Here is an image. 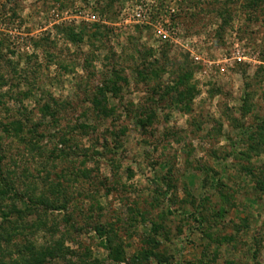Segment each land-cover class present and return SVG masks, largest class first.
<instances>
[{
  "label": "rangeland",
  "instance_id": "374dc122",
  "mask_svg": "<svg viewBox=\"0 0 264 264\" xmlns=\"http://www.w3.org/2000/svg\"><path fill=\"white\" fill-rule=\"evenodd\" d=\"M0 264H264V0H0Z\"/></svg>",
  "mask_w": 264,
  "mask_h": 264
},
{
  "label": "trees",
  "instance_id": "16d2710c",
  "mask_svg": "<svg viewBox=\"0 0 264 264\" xmlns=\"http://www.w3.org/2000/svg\"><path fill=\"white\" fill-rule=\"evenodd\" d=\"M97 232L100 234V236H102L103 233L106 234V236H110V234L108 233V231H105V232H104L103 230H99V229H98ZM108 245H109V244H108ZM109 246H110V245H109ZM107 248H108V246H107ZM109 249H111V248L109 247ZM117 249L119 250V248L116 247V250H117ZM119 252H120V251H119ZM46 255H48V256L50 257V254H44V253H43L40 259L43 260L44 257H46ZM145 257H147V255H145ZM148 257H149V256H148ZM32 258H33V257H32Z\"/></svg>",
  "mask_w": 264,
  "mask_h": 264
}]
</instances>
